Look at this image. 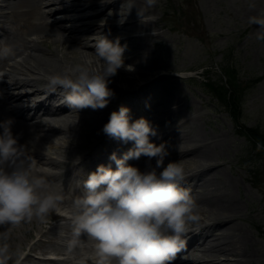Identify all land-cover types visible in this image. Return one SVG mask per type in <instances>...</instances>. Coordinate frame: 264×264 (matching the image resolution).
<instances>
[{
	"label": "bare ground",
	"instance_id": "1",
	"mask_svg": "<svg viewBox=\"0 0 264 264\" xmlns=\"http://www.w3.org/2000/svg\"><path fill=\"white\" fill-rule=\"evenodd\" d=\"M0 1V23L7 25L0 26V68L7 58L29 50L9 66L7 81L0 82V240L2 225L7 232L14 223L23 228L41 217H64L54 212V205L61 204L86 217L74 224L67 220L72 225H63V235H58L60 223L50 225L43 231L47 247L41 251L69 250L78 259L73 264H255L256 243L236 221L255 211L248 205L244 210L237 196L239 180L218 158L230 145L227 135L208 133L205 114L197 108L181 113L183 96L166 86L156 97L160 107L135 113L136 125H120L110 106L137 104L143 89L165 73L133 91L134 78L112 68L115 62L110 61L125 60L140 75L156 74V38L161 34L151 15L155 4ZM248 4L237 12L246 18L244 29L256 34V51H264V0ZM83 13L110 20L84 31L114 39L90 42L88 35L79 34L76 21ZM123 31L127 37L117 39ZM29 33L32 39H27ZM159 113L165 118L151 121ZM168 120L175 122L170 130ZM106 140L114 148L104 147ZM92 152L100 156L90 159ZM88 168L100 172L94 182L65 179ZM149 176L155 177L150 184ZM81 190L91 198L68 199ZM178 238L185 241L174 247ZM36 247L31 242L21 264L37 262ZM67 260L71 262L65 258L53 264Z\"/></svg>",
	"mask_w": 264,
	"mask_h": 264
},
{
	"label": "rangeland",
	"instance_id": "2",
	"mask_svg": "<svg viewBox=\"0 0 264 264\" xmlns=\"http://www.w3.org/2000/svg\"><path fill=\"white\" fill-rule=\"evenodd\" d=\"M250 1L245 3L243 0H174L173 4L171 0H151L152 3L155 2L151 12L153 19H156L154 28L161 34L156 38L157 64L153 71L156 74L140 75L135 73L136 67H132L125 60L112 59L110 61L115 62L112 68L120 69L126 73V77L134 78L133 86L135 87H130V90H136L160 72L165 73L156 82L143 89L145 92L137 101V105L126 103L117 108L118 105L111 102L110 106L117 110L119 114L117 119L120 124H136L137 110L147 113L160 107L156 104V97L164 93L161 87L166 86L167 90H173L176 95L183 96L184 105L181 106V113L189 115L194 108H197L205 114V129L208 133L227 135L230 145L218 158L223 162L226 170L238 178L237 196L245 206L244 210L248 205L249 210L255 211L249 215L248 219L242 218L241 215L236 221L247 229L256 243L258 250L255 264H264V149L252 138L250 131L252 129L260 133L264 131V51H256L255 45L258 41L256 34L250 33V28L244 29L246 18L242 12H237ZM79 17L80 19L76 22L82 29L78 33L88 35L90 42L114 39L105 34L99 35L93 29L84 31L90 26L94 28L104 24L105 21H110L109 18L106 17L105 20L102 14L91 17L85 13ZM178 17L187 22L186 29L183 24L179 23ZM126 37L127 33L123 31L117 38L123 40ZM204 39H207L208 43H205ZM227 56H229L227 61L230 59L227 70H234L232 84L239 85L236 91L246 84L250 86L244 93L238 94L234 100L230 96L231 104L223 106L220 102L215 104L201 90L197 84L198 81L185 78V76L202 74V69H198L202 66L205 69L203 75L207 72L211 81L219 82L222 74L220 68L224 65L223 59ZM106 68L105 71L110 73V68ZM190 69L192 71L182 72ZM230 72L227 71L229 74ZM203 75L198 76L199 80ZM93 102L97 101L93 100L91 103ZM186 104H188L187 108ZM158 118H165V116L157 114L156 117H152V120ZM88 123L89 121H86L81 125L84 136L88 132ZM174 126L175 122L167 121L168 130ZM163 150L164 148L161 151ZM241 161L245 162L246 166L241 164ZM81 173L82 171L78 169L73 172V175L65 176V179L68 181L69 177L74 178ZM71 181L72 179L68 182ZM196 190L192 193H196ZM256 223H260L261 227ZM37 224L35 222L31 224V227ZM20 227V224L15 223L5 232L3 225L1 226L3 237L0 240V264H17L25 253L26 246L22 241L28 232L29 224H26L23 230ZM177 242L174 241L172 245ZM251 248L253 246L250 244L249 249ZM25 264L37 263L26 262Z\"/></svg>",
	"mask_w": 264,
	"mask_h": 264
},
{
	"label": "trees",
	"instance_id": "3",
	"mask_svg": "<svg viewBox=\"0 0 264 264\" xmlns=\"http://www.w3.org/2000/svg\"><path fill=\"white\" fill-rule=\"evenodd\" d=\"M227 73V72H226ZM227 76H228V79H229V81H230V83H229V88H231L230 89V91L231 92H229L228 93V88L225 86V84H224V82H220V84H218V83H216L215 85H214V87H213V85H208V88L210 89V90H213V91H215L216 92V95L219 97V98H222V97H224L225 98V100H227V101H229V102H231L232 100L231 99H229L228 97H226V96H232L233 97V100H234V97L236 98L237 97V94H236V89H234L235 88V86L232 84V80H233V78H234V70H232L231 72H230V74L229 73H227ZM232 86H233V88H232ZM239 93V95H240V92H238ZM222 96V97H221ZM236 101V100H235ZM251 131V134H252V138L257 142V143H260L261 145H263L264 146V132H259V131H257V130H250Z\"/></svg>",
	"mask_w": 264,
	"mask_h": 264
}]
</instances>
